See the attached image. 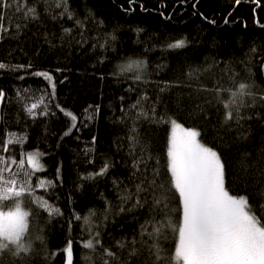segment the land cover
I'll return each mask as SVG.
<instances>
[{
  "label": "trees",
  "instance_id": "16d2710c",
  "mask_svg": "<svg viewBox=\"0 0 264 264\" xmlns=\"http://www.w3.org/2000/svg\"><path fill=\"white\" fill-rule=\"evenodd\" d=\"M0 23V170L31 189L18 198L29 252L4 250L0 264H67L69 242L71 264H173L176 234L165 227L154 241L141 227L181 221L168 172L172 121L199 131L220 155L226 189L264 218V0H0ZM181 39L186 46L169 47ZM240 83L250 106L226 122ZM34 152L42 171L27 162ZM153 177L162 203L153 207L149 195L121 212L134 203L122 204V191ZM10 206L0 201V211Z\"/></svg>",
  "mask_w": 264,
  "mask_h": 264
},
{
  "label": "snow or ice",
  "instance_id": "6c2138e0",
  "mask_svg": "<svg viewBox=\"0 0 264 264\" xmlns=\"http://www.w3.org/2000/svg\"><path fill=\"white\" fill-rule=\"evenodd\" d=\"M63 3L66 5L67 0H63ZM26 15H31L35 19V8L28 7ZM0 30H3L2 23H0ZM184 46L186 45L183 39L169 45L170 48L176 49ZM135 66L141 70L144 67L143 62H135ZM5 67L3 63H0V69ZM128 67L131 68L133 65L130 64ZM35 75L51 80L47 73L38 72ZM136 79L140 80L142 77L137 76ZM231 95V104H236L237 100L240 102L236 105L235 114L232 111L226 112L225 121L239 123L240 120L245 119L239 114V109L250 106L244 103L243 97L252 94L248 91L246 84L240 83L238 89ZM3 98L4 93L0 92V100ZM231 104H226L225 107L229 108ZM135 106L133 105V107ZM36 107L37 105L33 103L28 109L29 112ZM140 115L147 118V113L141 112ZM72 119L76 118L73 116ZM172 124L177 128L181 127L175 121H172ZM184 133L185 140L182 143H177L173 139L167 152L168 172L171 176L170 184L180 197L181 221L179 225L162 223L159 226L154 220L146 221V224L153 225V230L148 232V229L142 225L144 234L154 241L160 238L165 227L176 234L173 264H264V218L260 217L253 209L247 196L232 195L226 189L224 164L220 155L214 149L197 140L200 135L199 131L184 129ZM133 139L135 138L133 137ZM13 142L9 139L7 144ZM7 144L4 147L5 151H8ZM42 156L43 154L38 152L27 155V161L34 171L43 170L39 159ZM20 163L22 164L24 161L21 160ZM107 167L106 165L100 173L101 175L107 171ZM133 168L139 171L138 162L133 163ZM145 181H147V177H145ZM27 185V178L20 181L18 186L16 176L4 177L3 170H0V201L11 200L8 210L0 211V252L10 250L14 255L29 252V247L24 243L29 212L23 208L22 200L18 199L31 191ZM40 186H44L43 181L40 182ZM163 188L164 185L158 184L153 177L148 182V186L137 184L135 192L127 188L124 189L120 195L122 204L132 200L134 203L128 209L122 206L120 211H131L134 208L144 207L149 195L153 198V207L160 205L162 199L157 197L156 193ZM145 193L148 195H143ZM163 195L166 197V193ZM48 211L49 215L59 214L58 208L49 207ZM77 219H81V217L78 216ZM94 239H89L83 246L93 249ZM95 243L98 244L99 241L96 240ZM117 243L121 248L125 246L123 242L118 241ZM151 247L159 260L161 252L159 245L154 242ZM105 251L108 256L115 255L107 249ZM65 252L68 258L67 264H71V242ZM135 253L136 250L133 248L130 255H135ZM105 264L108 262L105 261Z\"/></svg>",
  "mask_w": 264,
  "mask_h": 264
},
{
  "label": "rangeland",
  "instance_id": "374dc122",
  "mask_svg": "<svg viewBox=\"0 0 264 264\" xmlns=\"http://www.w3.org/2000/svg\"><path fill=\"white\" fill-rule=\"evenodd\" d=\"M184 127L177 128L174 124H172L170 128V137H169V147L171 145L172 140L174 139L177 143H182L185 140V133H184ZM198 140V139H197ZM27 159V158H26ZM28 162V161H27ZM29 164V163H28ZM30 165V164H29ZM32 168V166L30 165ZM33 169V168H32ZM34 170V169H33ZM6 212V211H5Z\"/></svg>",
  "mask_w": 264,
  "mask_h": 264
}]
</instances>
